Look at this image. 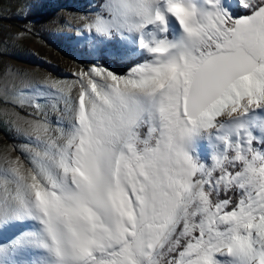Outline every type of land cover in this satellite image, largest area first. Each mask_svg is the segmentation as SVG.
Segmentation results:
<instances>
[{
  "label": "snow or ice",
  "instance_id": "6c2138e0",
  "mask_svg": "<svg viewBox=\"0 0 264 264\" xmlns=\"http://www.w3.org/2000/svg\"><path fill=\"white\" fill-rule=\"evenodd\" d=\"M80 8L41 78L0 0V264H264V0Z\"/></svg>",
  "mask_w": 264,
  "mask_h": 264
},
{
  "label": "rangeland",
  "instance_id": "374dc122",
  "mask_svg": "<svg viewBox=\"0 0 264 264\" xmlns=\"http://www.w3.org/2000/svg\"><path fill=\"white\" fill-rule=\"evenodd\" d=\"M87 2L88 0H33L30 19L39 34L26 38L22 42V48L14 50L10 57H5V62L34 71L41 78L50 75L52 78L71 79L69 74L76 61L66 46V36L69 33L62 21L67 12L82 10L80 6ZM22 23L14 18L0 21V25L5 28L11 26L14 31ZM13 142L12 136L0 126V146Z\"/></svg>",
  "mask_w": 264,
  "mask_h": 264
}]
</instances>
